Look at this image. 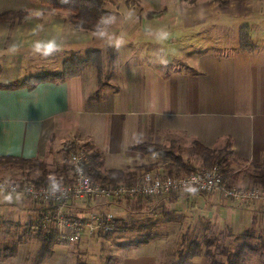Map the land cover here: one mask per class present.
<instances>
[{"label":"crops","instance_id":"crops-1","mask_svg":"<svg viewBox=\"0 0 264 264\" xmlns=\"http://www.w3.org/2000/svg\"><path fill=\"white\" fill-rule=\"evenodd\" d=\"M35 1L0 0V15L26 12L21 19L0 23V157L49 165L65 142H76L101 155V174L119 170L136 177L143 172L166 177L170 176L168 158L145 155L136 148L150 144L189 149L196 143L212 151H232L226 179L229 186L259 187L250 177L264 174V0H139L141 17L137 7L128 8L124 1L126 8L118 15L111 45L131 51L146 45L139 53L143 60L140 55L137 60H121L116 54L111 67L104 61L101 82L95 68L88 66L79 76L63 82L5 89L1 86L24 77L59 72L70 55L84 58L85 46L93 37L73 28L64 14ZM162 11L153 18L146 16ZM244 27L256 46L252 52L239 47ZM206 29L229 33L236 46L226 44L228 48L220 54H189L183 67L162 64ZM128 34L127 39L122 37ZM156 51L161 53L159 57H155ZM182 158L194 166V161L201 164L198 157L186 153ZM133 205L143 210L157 207L165 219L144 229L151 234L146 243L117 247L112 264H174L177 259L170 248L188 238L199 243L204 237L218 239V245L223 237L228 240L248 231L264 248V201L241 206L225 200L220 192L171 194L117 204L80 199L67 209L75 217L114 210L115 219L121 222ZM40 216L41 208L28 198L0 196L2 226H19L15 220L22 218L29 236ZM95 239L102 238L83 236L73 245L58 243L52 257L42 264H88L85 259L93 252ZM33 241H21L15 256L0 264H31L39 247ZM188 264L210 262L200 256ZM247 264H260L259 256H250Z\"/></svg>","mask_w":264,"mask_h":264},{"label":"trees","instance_id":"trees-1","mask_svg":"<svg viewBox=\"0 0 264 264\" xmlns=\"http://www.w3.org/2000/svg\"><path fill=\"white\" fill-rule=\"evenodd\" d=\"M40 5L46 6L58 13L64 14L68 23L75 29L82 30L88 33H100L101 23L103 19L110 18V12L106 10L109 0H36ZM221 2V0H215ZM139 0H125V5L128 8H135L138 6ZM162 12H149L146 14L147 18H153L159 16ZM26 16V12H8L0 15V23L8 21L11 18H23ZM239 47L241 51L252 52L256 50V46L251 43L248 31L246 28H242L239 34ZM112 59V58H111ZM111 61V60H110ZM104 58L103 53L98 50H87L84 53V58L80 59L75 55L67 57L62 63V69L59 72H42L35 76L24 77L20 80L8 83L1 86L5 89L15 90L21 88H34L36 85L45 82H63L66 79L79 76L86 67L91 66L95 68L99 81L103 79L104 75ZM112 62H109L107 66ZM111 67V66H110ZM110 69V68H109ZM87 144H78L76 142H65L61 148L65 154L63 162L62 173L65 174L63 178H56L57 181L69 183V179L66 177L69 168V158L71 154L76 151L85 148ZM139 152L145 155H157L164 158H168L171 162L166 167L168 175L180 176L188 175L199 172L203 169H210L214 166H218L223 176V184L226 187L231 188L227 184V176L229 170V157L232 151L228 149H222L212 151L202 147L199 144L194 143L189 149H166L156 145L143 144L136 148ZM188 156L198 157L200 159V166L196 167L182 158L183 154ZM88 154V165L85 167V173L90 177L92 182L99 183L101 185L115 186L123 183L127 186H132L137 183V177L134 173L119 171V170H108L105 174L100 173L102 168V158L98 152L87 150ZM0 167L8 169H19L26 172H36L39 176L36 177L34 182L36 185L48 182L47 165L45 162L37 160H25L15 157H0ZM254 186H259L264 190V174L260 176L250 177ZM258 187V188H259ZM260 188V189H261ZM141 198V197H140ZM45 209L41 208V213ZM117 219L114 220L116 229L118 228ZM32 233L36 232V238L39 242V248L36 254L31 259V264H42L53 255V248L57 242V233L54 229L46 228L42 226V216L36 221L33 226ZM113 232L105 235L109 237ZM32 234H29V236ZM151 238V234L145 238L125 244L122 247H132L143 243H146ZM253 239L254 236L251 235ZM217 241V240H216ZM212 239L204 237L199 243L196 240H191L185 247V251L180 252L178 255L179 261L176 264H188L194 257L203 256L207 258L210 264H247L250 256L257 255L260 259V264H264V253L260 252L256 246L249 243H244L237 247V250L232 251L228 254L225 263L219 262L211 247H215V242ZM21 242L20 239L13 245H3L0 247V262H6L13 258L16 254L17 245ZM202 245H205L206 249L203 250ZM107 264H112V260L107 259ZM80 264V263H79Z\"/></svg>","mask_w":264,"mask_h":264},{"label":"built area","instance_id":"built-area-1","mask_svg":"<svg viewBox=\"0 0 264 264\" xmlns=\"http://www.w3.org/2000/svg\"><path fill=\"white\" fill-rule=\"evenodd\" d=\"M88 163L87 150L82 148L69 158V183L57 180L38 185L34 182L0 183V196L21 195L42 205L45 209L41 213L43 228L54 229L57 242L64 245L76 244L83 236H105L115 230V217L108 212L90 211L85 215L72 216L67 207L75 200L118 202L125 199L134 200L137 197L155 199L171 194L220 192L225 200L241 206L264 201V192L259 188L226 187L218 166L179 177H162L145 172L140 181L132 186L123 183L108 186L92 182L85 173Z\"/></svg>","mask_w":264,"mask_h":264},{"label":"rangeland","instance_id":"rangeland-1","mask_svg":"<svg viewBox=\"0 0 264 264\" xmlns=\"http://www.w3.org/2000/svg\"><path fill=\"white\" fill-rule=\"evenodd\" d=\"M124 1L125 0H109L108 5L106 6V10L110 12V15H111L110 18H106L102 20L100 33H96L97 35L96 34L94 35V33H92L93 35L91 33H88V36L92 35L93 37L87 42L85 46L86 47L85 50L98 49L102 51L105 65L108 64L109 62H112V59H114L113 57L116 54H118L117 56H120L121 60L127 59L128 61H130L132 60V58L137 60L138 56L140 55L139 53L142 51H145L144 48L146 47L148 48V46L146 45L136 46L133 48L134 51H131L130 47H126L125 49H121V50L117 48L116 49L112 48L111 43L114 40V34H115L113 33V31L118 25L117 23L118 15L123 14L126 8L125 5H123ZM138 9L139 8L137 7L136 10L138 12V15L141 17L143 14V10L142 9L138 10ZM128 36H130V34L122 35V37L126 39ZM224 36L230 37V34L222 30H219V29H209V30L206 29L200 32L199 36L196 37L195 40L194 39L189 40L188 41L189 45H186L182 49L180 54H175V52L171 53L170 54L171 56L166 57L168 59L162 64H166L165 67L167 68H171L174 65L183 67L184 66L183 63L187 59L186 57L189 54H201L207 51H214L220 54V53H224L226 49L228 48L226 44L230 46L232 45L234 46L235 44L236 46L235 40L234 42L232 40L234 38L230 37L226 39L224 38ZM162 50H161V53H162ZM161 53L156 51L155 57L157 56L159 57ZM140 56H141L140 57L141 60H143L142 55ZM110 66L111 64L109 65V67ZM106 72L109 73L108 69ZM59 154H57L56 157L54 158L53 164L52 163L49 165L46 164L47 165V175H48L49 181L56 180V178H59V179L63 178L61 170H63V162H64L65 154L62 151ZM194 164L197 167L200 166L199 164H197V161H194ZM59 173H60V176H59ZM142 174L139 177H137L136 182L140 181ZM37 176H39V173H36V172L35 173L26 172V171H22L19 169H8V168L0 167V183L11 184V183H21V182L22 183L32 182L33 180L36 179ZM180 176H187V175L182 174ZM166 177H179V176H166ZM194 194L204 195V194H198L195 192ZM174 195H182V194H174ZM137 198L144 199L142 197L141 198L137 197ZM121 201L124 202V201H131V200L125 199V200H120L119 202ZM36 204L40 208H43L42 205L38 203ZM133 207H131L127 211V213L123 215L124 216L123 220H121V222L118 223L117 229L115 227V230L113 231L112 235H110L107 238L105 236H100V238L106 239L105 241H102V239H100V240H97L96 242V239H95V243H94L95 245L93 248V252H91V254H87V257L85 259L86 263L88 262V264H107L106 263L107 259H110L112 256L114 257V252L117 249V247L119 248L125 244L136 242L138 240H141L142 238H145L147 235L150 234L149 231L144 230L145 228L149 226V224H153V223L155 224L156 221L158 222V220L165 219L164 217H162V215H160L159 208L157 207L156 208L149 207L148 209H145V210L137 209L136 207H134L133 209ZM112 212L114 214L115 213L117 214V212H115L114 210H112ZM165 212L166 211H164L163 214H166ZM113 213H110V214L115 216ZM158 215H159L158 219H154L155 216H158ZM15 221H18L19 226H16V227H13V226L10 227L7 225L2 226L1 225L2 222L0 221V247L3 245H13L14 243H17V238L20 239L21 241L34 240L33 242L37 243L39 246L40 244L35 235L36 232L31 233L32 235L30 236H27L28 235L27 230L23 228V223L25 222V220H23L22 218L21 219L17 218ZM242 233L241 235H238L236 238H231L228 240H226L223 237L222 241H220L218 245H216L214 248L211 247L212 251L215 254L216 259L219 262L225 263V260L228 254H230L234 250H237V247L241 246L244 243L252 244L253 246H256L260 252L264 253V248H261L258 244H256L257 241L251 238V235H253L251 232L248 231V232H244L243 234ZM190 241L191 240L188 238L185 240V242H183V244L181 243V245L177 246L176 248L175 247L170 248L171 250L175 251V256L178 261H179V258H178L179 253L180 252L182 253L183 251H185V247ZM202 248L203 250H205L206 249L205 245H202ZM177 260H175L174 264L177 263ZM112 263H113V260H112Z\"/></svg>","mask_w":264,"mask_h":264}]
</instances>
